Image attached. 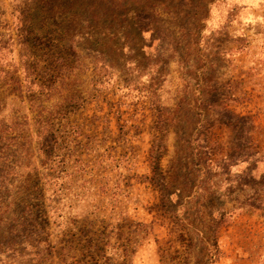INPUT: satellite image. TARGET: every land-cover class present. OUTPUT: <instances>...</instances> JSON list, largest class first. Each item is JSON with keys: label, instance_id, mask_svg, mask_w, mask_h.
<instances>
[{"label": "rangeland", "instance_id": "obj_1", "mask_svg": "<svg viewBox=\"0 0 264 264\" xmlns=\"http://www.w3.org/2000/svg\"><path fill=\"white\" fill-rule=\"evenodd\" d=\"M244 64L264 0H0V264H264V217L227 227L263 208L228 166L264 146Z\"/></svg>", "mask_w": 264, "mask_h": 264}, {"label": "crops", "instance_id": "obj_2", "mask_svg": "<svg viewBox=\"0 0 264 264\" xmlns=\"http://www.w3.org/2000/svg\"><path fill=\"white\" fill-rule=\"evenodd\" d=\"M236 71L239 74L238 77L236 79V83H238V85H243V87H245L246 89H250L251 87H261V84H264V64H260L258 67L254 68L253 66H250L248 64H244V65H238V67H236ZM259 82V85L257 84ZM247 91V90H246ZM239 108H240V112H238V116L239 117H247V114H250L251 111H247V99L242 100V102H240L239 104ZM204 115H200L201 118H199L198 120V126H202L204 129H202L203 133H208L209 131V135L212 136V139L214 140V138H218L221 133L220 132H225L227 133L229 136L234 137L236 135V124L234 125L233 123H226L225 121H222L221 118H219L216 115H213V117L211 119H209V122H203L202 120ZM251 121L252 124L254 122V120L252 119L251 116ZM264 121V118H263ZM253 128V126H252ZM250 128L249 131H245V135H247L246 133L248 132L249 134H253V129ZM215 141V140H214ZM236 144V142H235ZM212 151L211 154V158H209V160L207 161V167L212 169L213 172L217 169L220 168V164H221V157H220V153L214 149V146L212 147V149H210ZM257 151V150H256ZM258 151H260L262 154L258 155L255 159L251 160V158H244L238 161H235L233 163H229V169H231L230 171H232V175L231 179L233 180H237V175L238 179L240 180V178L244 179V178H248L249 181L244 180V184H250L253 185L254 183L260 182L261 185H263L262 188V193L260 197V202L262 204V207H252V206H238L240 204H238V199L235 198L237 200V205L235 204L236 207V213L233 214V221L230 222V224H228L227 227H230V230L233 231H244L247 232L248 228L250 229V222H252L255 220L254 216H257L258 214L261 215V217H264V146H260L258 147ZM215 153L217 159H215ZM226 158V157H225ZM224 158V161H226V159ZM229 162V161H227ZM149 168V164L147 165V170ZM248 174V175H247ZM214 177V176H213ZM252 180V182H250ZM136 185H141L143 184H148L149 185V189H151V181L150 178H148L147 181H145V179H140L138 181H136ZM233 184V181H232ZM240 184H242V181L240 180ZM131 194V193H130ZM253 214V216L251 215ZM252 217V219H251ZM248 218V221L246 220ZM252 225H256L255 223H253ZM258 225L260 226V229H264V220L261 221V223H258ZM241 244V243H240ZM238 245L239 247L241 245ZM245 247V246H244ZM264 247V244H263ZM241 248V247H240ZM245 261V259H244Z\"/></svg>", "mask_w": 264, "mask_h": 264}]
</instances>
